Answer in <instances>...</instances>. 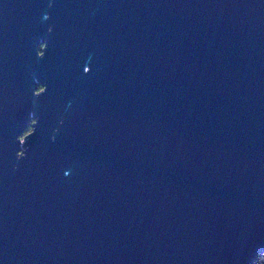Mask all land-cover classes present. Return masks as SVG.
<instances>
[{"label": "water", "instance_id": "obj_1", "mask_svg": "<svg viewBox=\"0 0 264 264\" xmlns=\"http://www.w3.org/2000/svg\"><path fill=\"white\" fill-rule=\"evenodd\" d=\"M263 249L264 0H0V264Z\"/></svg>", "mask_w": 264, "mask_h": 264}, {"label": "trees", "instance_id": "obj_2", "mask_svg": "<svg viewBox=\"0 0 264 264\" xmlns=\"http://www.w3.org/2000/svg\"><path fill=\"white\" fill-rule=\"evenodd\" d=\"M38 88L41 89L42 86L39 85ZM80 98H81V95L76 96L73 99L72 103H76ZM32 123H33V120L28 125V127L25 129L23 135H25L26 133H28L29 131H31V129H32ZM251 264H264V249L259 254H257L256 258L253 260V262Z\"/></svg>", "mask_w": 264, "mask_h": 264}, {"label": "flooded vegetation", "instance_id": "obj_3", "mask_svg": "<svg viewBox=\"0 0 264 264\" xmlns=\"http://www.w3.org/2000/svg\"><path fill=\"white\" fill-rule=\"evenodd\" d=\"M41 47H43V45H41ZM97 49H98V48H97ZM97 49L91 53V55H90V57H89V59H88V61H87V64H88V65L85 66V68H84V71H85V72H89V71H91V69H92V65H93V59H94V57H95V53H96Z\"/></svg>", "mask_w": 264, "mask_h": 264}]
</instances>
